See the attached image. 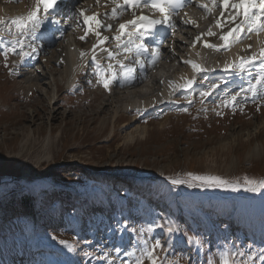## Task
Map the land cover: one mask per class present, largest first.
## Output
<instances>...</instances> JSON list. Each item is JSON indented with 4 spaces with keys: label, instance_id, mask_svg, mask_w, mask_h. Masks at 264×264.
Listing matches in <instances>:
<instances>
[{
    "label": "rangeland",
    "instance_id": "rangeland-1",
    "mask_svg": "<svg viewBox=\"0 0 264 264\" xmlns=\"http://www.w3.org/2000/svg\"><path fill=\"white\" fill-rule=\"evenodd\" d=\"M30 2L0 0V8L6 13L1 16L0 49L5 45L11 46L16 32L11 23L15 18L10 13ZM85 3L84 0H69L66 3L59 21V24L67 27L64 34L61 35L60 30L55 29L51 22L44 21L38 28L43 34L28 35L24 41V49L31 45L28 58L21 61L19 49L15 53L9 52L7 59L0 55V201L17 196L24 188V191H30L34 184L39 189L40 179L45 176L51 177L53 184L60 183L64 188L72 187L73 182L85 183L86 179L71 172V169L86 171L98 186L93 187V198L80 217L83 226L78 234L73 222L69 220L66 223L62 216L63 213L71 214L69 202L62 203L60 210L55 213H46L45 229H54L50 232L52 241L53 237L68 241L77 238L79 241L74 251L76 260L68 257V250L61 244H52L53 254L39 249L27 255L19 251L21 241H17L12 248L7 247V256L0 249V264H62L63 261V264H109L110 260L121 264L122 260H131L125 252H132L133 248L138 250L144 239L152 243L156 238L162 242L172 239L171 246L164 245L168 250H157V254L168 260L178 259L179 264H207L209 258L218 259L221 251L233 252L238 249L246 254L239 259H246L255 253L253 259L261 264L263 240L256 242L245 233H242V238L220 239L222 242L228 240L231 245L240 244L238 247H229L209 237V226L223 224L222 218L213 211L208 214V222L197 228L179 222L186 232L203 239L202 250H199L198 245L187 243L181 233L169 234L154 228L150 233H143L137 241V233L130 229L135 227L138 232L139 228H146L154 219L162 222L161 217L179 221L181 216L177 194L183 187L213 196L212 192L215 191L225 197H264V189L251 192L243 186L245 177L254 180L264 178V96L253 101L250 98L245 100L242 94L238 97L242 111L235 104L225 107L222 104L225 98L214 101L208 96L203 103L201 99L195 102L194 97L197 100L200 93L207 91L211 84L217 85L213 80L202 79L198 86L189 88L186 97L176 96L170 107L164 109L157 104V107L140 113L139 117L137 111L120 110L119 118L113 121L112 111L103 107L107 99L105 95L109 92L100 88L92 64L87 63L78 73L75 83L67 86L62 65L56 61L66 43L76 42L79 49L90 44L88 35L86 42L79 39L84 35L81 18L77 21L72 15ZM189 11L186 14L194 17L204 15L197 6H192ZM177 28L176 35L172 34L163 43L168 51L172 38L176 36L185 42L182 32L191 30L179 27V24ZM44 42L49 44L45 54H39L38 50L32 51L37 44ZM36 71L45 72L46 75L38 76V86L29 88L27 76ZM250 73L253 71L250 70ZM240 75L245 83L250 80L249 74ZM215 89L213 93L217 92ZM230 90L231 87H220L217 94L225 96ZM185 108L187 111H183ZM135 129L145 134L137 136L133 141L128 140L125 135ZM189 172L194 176H219L239 182L241 186L235 190L198 187L195 185L200 182L194 180L193 187L187 184L172 186L165 179L175 176L191 180L186 175ZM128 179L131 182H127L126 189L122 190L120 182L124 183ZM101 182H105V185ZM16 183L19 186H11ZM99 187L101 191L96 194ZM145 193H154L159 200L145 203ZM47 194L48 204H51L55 198ZM117 222L127 223L128 230H116ZM175 236L177 238L174 239ZM27 239L23 237L26 242ZM117 247L122 251L117 253ZM85 250L93 255L84 256ZM105 252L109 253V260L97 258ZM44 255L47 259L41 260L40 257ZM144 264H148V261L145 260Z\"/></svg>",
    "mask_w": 264,
    "mask_h": 264
},
{
    "label": "snow or ice",
    "instance_id": "snow-or-ice-1",
    "mask_svg": "<svg viewBox=\"0 0 264 264\" xmlns=\"http://www.w3.org/2000/svg\"><path fill=\"white\" fill-rule=\"evenodd\" d=\"M99 2V0H97ZM194 0H112V3L115 5L112 9V18L116 19L119 15L117 9L126 10L131 8H147L150 11L158 12V16H146L143 13L137 15L135 11L132 12V19L126 20L123 23H120L116 26V33L111 39L115 40L114 45L115 49L122 50L123 59L118 57L122 54L120 51L113 52L111 49L101 47L102 52H106L109 60H114L115 65L118 66V70L114 71V65L109 63L107 68L104 69L99 63L96 62L95 51L92 54V60L95 63V75L97 76V83L102 84L105 89H108L110 83L113 81H119L122 84L125 81H131L134 77V72L137 70L143 72L145 64L147 66H153L160 54V48L157 45L149 53L148 45L146 42V37L151 35L158 30V26H161L163 30L175 29L176 21L174 19L177 10L183 7L186 3H192ZM58 0H35V6L28 11L27 15L17 17L11 21L12 25L15 27L16 32L13 34L11 40V46L5 45L3 49H0V55H3L7 59L9 52H17L19 49L18 55L20 56L21 61L31 55L24 51V41L28 35H31L38 29L41 24L48 19H52V23L59 24L60 22L55 20L54 16L50 15V11L54 10ZM197 7L204 10L206 14L212 11V8L220 9V16L215 18V26L217 28L223 29V23L228 22L231 24V27L227 31H221L219 34V39L223 41L222 44H212L208 41L202 39L204 36H214L217 33L212 31V27L209 26L207 32H201L195 36L192 40V45L195 46L197 41H200L202 46L205 48H212L216 51L226 50L229 45L233 42H238L243 38L244 33H256L259 38V33L264 31V0H208L207 3H200L199 0H196ZM230 8L233 11L228 12L225 15V9ZM42 11V15L40 14ZM84 9H77L72 13L77 19L80 20L83 17V24L85 27V32L83 36H80L79 39L84 40L89 31H94L95 36L97 37V42L92 45V49L95 50L98 45H103L109 37H101L100 31L89 26V21H93L97 28L101 26V22L96 19L97 14L92 16H87L84 14ZM223 18V20L221 19ZM181 22L184 25H193L195 21L191 18H181ZM0 23H3V19L0 18ZM79 26V24H78ZM107 29H111V25L105 26ZM127 29V30H126ZM250 38V36L248 37ZM261 46L257 51H253L251 55L237 57L232 62H226L224 64L225 71H232L236 75L241 73H247L251 76L250 69L258 66V72L256 73L254 80L250 79L247 88H240L239 91L234 92L233 95L225 98L222 101V104L227 107L230 105H239L241 111L243 110L238 97H243L245 100L251 98L253 101L259 96H264V41H259ZM31 47V45H29ZM251 49V45L247 46ZM33 52L36 50L33 48ZM128 54L135 55V61L132 64H126L125 61L130 59ZM85 53L82 51L81 56L83 57ZM199 55V53H197ZM182 59V63L190 65L192 69L191 79L184 78V82L176 84L174 81H168L169 96L173 95L174 91L177 89H188L191 88L196 81L197 74L206 73L213 71V69L207 68L200 63L195 62L191 58ZM107 73V75H105ZM163 83V81H161ZM218 85L211 84L207 91L200 93L201 103L204 102V98L211 95L212 90L217 88ZM191 103V101H189ZM142 111L146 109H137V114L139 115ZM187 111V109H183ZM220 115L221 113H217ZM187 176L191 177V180L180 179L175 176L165 177L166 180L171 182L172 186L187 184L188 187H193L192 181H199L198 187H207V188H231L233 190L241 186L239 182L228 181L220 178L219 176H194L191 172L186 173ZM243 186L251 192H256L261 189H264V178L259 180L249 179L247 177L243 180ZM158 222L155 219L150 223L146 228L141 227L137 232L135 227H132L130 230L137 233V241L140 240L143 233L152 232L154 228H160L167 233H181L184 239L189 244H195L199 246V250L203 249L204 241L200 236L195 234H189L179 225V222L172 219L165 220L163 217L160 218ZM116 230H128L127 223L120 224L117 222ZM111 231V229H110ZM55 239V237H53ZM61 245H64L69 252L76 250L79 241L74 240L69 242L68 240L61 239L59 241ZM86 243H91V241H86ZM167 244L171 246L173 241L171 238L164 240L156 238L154 242L149 243L147 239L142 241L141 246L137 250L133 248L132 252H125L126 256L131 257L130 261H121V264H144L145 260L148 261V264H179V260H168L166 257H160L157 254L159 251H167L168 249L164 247ZM117 253L121 252L122 249L119 247L115 248ZM139 252L137 255L136 252ZM86 256H92L91 252H86ZM246 254L239 249L237 251L228 252L221 251L218 259L209 258L207 264H257L253 259V256H247L246 259H239L238 257L245 256ZM100 260H109V253L105 252L103 256L97 257ZM261 264H264V250H262L260 255ZM109 264H115V260H110Z\"/></svg>",
    "mask_w": 264,
    "mask_h": 264
},
{
    "label": "trees",
    "instance_id": "trees-1",
    "mask_svg": "<svg viewBox=\"0 0 264 264\" xmlns=\"http://www.w3.org/2000/svg\"><path fill=\"white\" fill-rule=\"evenodd\" d=\"M73 171L76 175H82L86 182H73L72 187L64 188L60 183L53 184L52 178L45 176L40 179L39 185L36 183L40 187L39 189L34 184L29 189L30 191H24V188L23 192L19 190L20 194L17 196L0 201V249L4 251L3 254L8 252V246L12 248V245L17 241H21L18 246L20 252L27 255L31 254L32 252L28 249L26 241L23 240L24 236L29 238L36 249H42L45 253L53 254L52 244L59 245L62 238H55L52 241V233L50 232L54 229H45L47 223L46 213L57 212L60 210L62 203L65 202H69L71 214L63 213L62 216L65 218L66 223L69 220L73 222L76 232L81 230L83 221L80 217L84 215V209L93 198L91 196V192L94 191L93 187L98 185L94 179L88 177L83 169H71V172ZM101 183L105 185V182ZM16 185L19 186V183L11 186ZM100 191L101 188L99 187L96 194ZM178 191L177 200L182 212V218L178 222H184L197 228L208 222V214L213 211L214 214L222 218L223 224L212 227V239L241 238L242 233H245L248 238L251 237L256 242L264 240L263 196L220 197L207 195L186 187ZM47 193L55 198L51 204H48ZM210 203L211 207H209ZM207 209L210 211H207ZM59 213H62V211ZM86 222L89 223V221ZM175 238L177 237L175 236ZM75 240L78 241L77 238ZM222 241L220 240V242ZM222 243L225 246L233 247L228 240ZM236 245L238 246V244ZM68 253L69 258L76 260L74 251H68ZM45 257L43 256L40 259Z\"/></svg>",
    "mask_w": 264,
    "mask_h": 264
},
{
    "label": "bare ground",
    "instance_id": "bare-ground-1",
    "mask_svg": "<svg viewBox=\"0 0 264 264\" xmlns=\"http://www.w3.org/2000/svg\"><path fill=\"white\" fill-rule=\"evenodd\" d=\"M4 1L12 2L15 0H4ZM92 1L93 0H90V2ZM99 2L101 5L99 4ZM99 2L97 3L99 4V7H101L99 9L100 12H102V14H105V13L108 14L109 17L107 16V14L105 15L111 20L110 21L111 26H112L111 28L113 29V27L117 24V22H119L120 19L118 18V16L116 19H113L112 15H110L107 10L109 8L114 7L112 0H99ZM199 2L207 3L208 1L199 0ZM34 6H35V0H31V2L26 3V5H24L23 8L12 11V14L10 13V15H12L13 18L25 16L27 15L28 11H30ZM192 6H197V5H192ZM99 7L96 6V8H99ZM88 8H90V6L86 8H82V9L86 11V9ZM190 8L186 9L185 12H181L180 14L177 15V18L181 16L182 18H185V19L191 18L193 21H195L193 25H184L181 22V26L188 27L189 29H191V30L188 29L189 32H182L184 34L183 35L184 37L182 38L185 39V42L175 36L174 39L172 38L171 46L169 45L171 47L170 50L169 51L166 50L167 47L161 50L160 55L153 66H147L145 64V68L143 72L139 71V68L137 66L135 75L133 74L135 78L131 80L130 82L125 81L122 84L119 81H113L112 83H110V86L108 88L109 93L105 95L107 99L104 101L103 107H107L108 109L112 111L111 119L113 121L119 118L118 113L120 114L119 112L120 110L126 111V112L127 111L136 112L137 109H151L153 107L158 106V105L155 106L157 101H167V100H170L176 97L175 93L178 91V89L174 91L173 95L169 96V91L171 89L169 88V85H168V81H169L168 77H173L177 79L178 80L177 84H179L185 77H187V74L185 73L176 72L175 63L179 62L181 56L184 57L185 55H191L197 52V48L192 45V40L199 33L198 30L201 29V27L205 24L207 20L206 13L204 12L203 9L199 7L198 8L204 12L203 16L201 15V16L194 17V16L186 14V11H189ZM2 14L4 15L6 13L3 9L0 8V18L1 16H3ZM178 24L180 25V21L176 23V27H178ZM99 31H101V29ZM102 32L103 30L100 32L101 37L107 36L109 37V39L105 41L103 45H98L95 50L92 49V45L97 42V37L95 36L94 31H89L88 36L90 37V44H88L87 47H84V49L82 48L79 49V47L75 45L76 44L75 41H74L75 44H73L70 41V43H66V45H64V47L59 51V57L58 59H56V61L60 62V64L62 65L63 72L66 76L67 86H72L75 83L78 77V73L81 71L84 63H91L92 66L95 67V63L92 60L93 51H95L96 62L99 64L103 63L102 67L104 69H105L104 66H108L109 63H112L114 65V71L118 70V66L115 65V61L109 60L107 53L102 52L100 48L101 47L108 48V49H111L113 52L120 51L122 53V51L115 49L114 48L115 41L111 40V37L109 35H106ZM108 32H111V29L110 30L108 29ZM176 33H177L176 28H175V31L170 32V34L167 33L164 37L163 42L166 41V38L170 37L172 34L175 35ZM249 36L250 38H252V42L248 40ZM259 41H264V31L259 33V38L257 37L256 33H251V34L246 33L244 37L240 39L238 42L231 43L226 50L210 51L211 53L209 54L210 56L208 57L207 68L213 69V71H222L225 74H229L230 72L228 73V71L224 70V67H223L224 64L226 62L234 61L237 57L251 55L253 51H257L258 48L261 46ZM163 42H160L157 45L160 47L162 46ZM48 45H49L48 42H44V43L37 44L35 47L34 46L33 47L35 50H38L39 54H45L49 50ZM248 45L252 46L251 49L247 47ZM24 51L27 53H30L31 48L29 47L25 48ZM82 51L85 53L83 57L81 56ZM123 55L124 54L122 53L118 58L123 59ZM128 55L130 56V62L132 64L135 61V55L134 54H128ZM250 70H252L253 73H251V76L248 75V78L252 79V76L253 75L255 76L256 73L258 72V66ZM31 75L33 76L32 78H30ZM45 75L46 73L42 71L40 72L36 71L35 74H29V76H27V81L30 84L29 88L37 87L38 86L37 80L39 79L37 77L38 76L44 77ZM105 75H107V73H105ZM240 79L242 83L245 84L244 78L240 77ZM52 81L54 82V79ZM161 81H163V83ZM219 86L222 88L231 87V90L227 94H225V96H222L219 93L217 94V92L220 90ZM233 87L237 89L234 81L220 82L218 84L219 89L216 88L215 91L217 92L215 93L212 92V94L210 95V99L214 101H220L221 99H224V97L232 94V91L234 89ZM199 90H202V89H199ZM103 92H106V91H103ZM144 134H145L144 131L135 129L132 132H129L128 134H126L127 136L125 135V137L128 140L133 141L135 140L137 136H143ZM233 136H231V138Z\"/></svg>",
    "mask_w": 264,
    "mask_h": 264
},
{
    "label": "water",
    "instance_id": "water-1",
    "mask_svg": "<svg viewBox=\"0 0 264 264\" xmlns=\"http://www.w3.org/2000/svg\"><path fill=\"white\" fill-rule=\"evenodd\" d=\"M212 192V191H211ZM212 194L222 196L220 193L213 191Z\"/></svg>",
    "mask_w": 264,
    "mask_h": 264
}]
</instances>
